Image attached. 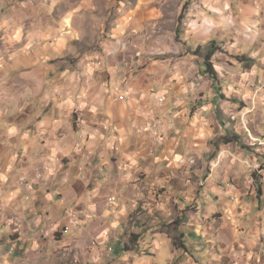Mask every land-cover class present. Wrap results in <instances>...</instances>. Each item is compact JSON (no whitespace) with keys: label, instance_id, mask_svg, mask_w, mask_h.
<instances>
[{"label":"crops","instance_id":"crops-1","mask_svg":"<svg viewBox=\"0 0 264 264\" xmlns=\"http://www.w3.org/2000/svg\"><path fill=\"white\" fill-rule=\"evenodd\" d=\"M187 1L172 0L177 13L167 34L163 0H136V10L120 17L97 52L73 44L70 17L47 31L37 22L30 31L27 15L8 23L0 49V257L8 264L39 259L53 246L70 248L84 263L102 260L100 252L126 233L142 203L169 214L172 200L179 204L195 188L201 201L206 195L218 200L219 170L211 174L182 161L188 130L219 131L220 110L238 117L262 146L254 151L264 152V49L256 30L247 44L233 35L214 55L217 87L196 52L211 42L225 45L229 37L181 47L176 30ZM202 6L194 0L187 14L194 20ZM234 7L250 27L255 23V0H235ZM159 39L170 47L158 48ZM215 131L211 139L195 140L205 148L200 157L192 153L198 163L208 164ZM254 154L245 156L252 162ZM112 197L119 209L109 207ZM143 240L138 251L125 252V262L170 264L179 255L167 236Z\"/></svg>","mask_w":264,"mask_h":264},{"label":"rangeland","instance_id":"rangeland-1","mask_svg":"<svg viewBox=\"0 0 264 264\" xmlns=\"http://www.w3.org/2000/svg\"><path fill=\"white\" fill-rule=\"evenodd\" d=\"M135 6L136 0H0V49L6 42L4 38L8 23L16 21L17 16L27 15V27L30 31L36 26L34 22L45 31L51 27L61 28L62 21L70 17V26L76 34L73 44L79 50L97 52L111 38L110 35L117 28L120 17L131 15V12L136 10ZM160 6H163L164 12L163 33H167L173 27L172 21L177 9L173 7L172 0H163ZM182 12L183 8L181 15ZM177 24L176 32L179 34L182 22L178 19ZM162 39L158 41V48L167 50L170 47L168 39ZM213 43L214 48L224 52V44L211 42L206 46L207 51H199L200 57L207 55ZM213 61L215 64L214 57ZM219 112L220 118L218 117L214 127L218 125L217 129H222L223 135L215 136L212 142H209L210 147L215 150H208L206 159H209V162L205 167L211 174L214 170H219L216 178L222 181V194L218 196V200L206 195V200L201 201L197 198L195 188L193 195L186 197L182 194L184 198L179 204L172 200L175 206L169 209V214L155 208L149 210L146 203H142L131 215L126 233L112 237L103 250L105 254L100 252L102 260L84 263L83 259L76 258L77 253H73L70 248L53 246L45 249L39 259H23L22 264H130L123 259L125 252L138 251L141 240L160 235L167 236L179 247L176 249L179 255L170 264H264V177L260 175L264 171V152L254 151L258 149L254 145H261L251 136L249 143L243 142L242 137L246 133L238 117L233 120L225 115L223 110ZM230 141L232 143L227 144ZM221 142L223 147L220 146ZM221 152L232 155L241 153L244 157L247 153H255L253 159L259 164V168L234 179L225 163L230 157H221ZM213 161H218L215 167L211 164ZM208 173L206 181L210 176ZM221 173L223 175H220ZM247 179H250L251 183H247ZM195 185L197 187L198 184ZM199 187L198 191L202 193L204 188L201 184ZM219 202L218 209L212 210ZM197 231L200 234H197ZM96 245V242L92 243L91 249H95ZM110 249L113 254L107 256L105 251ZM203 253L208 257L207 260L201 257ZM183 257H188L189 263H185Z\"/></svg>","mask_w":264,"mask_h":264},{"label":"clouds","instance_id":"clouds-1","mask_svg":"<svg viewBox=\"0 0 264 264\" xmlns=\"http://www.w3.org/2000/svg\"><path fill=\"white\" fill-rule=\"evenodd\" d=\"M203 5L196 12L195 18L193 20L192 16H189L187 13L185 15V20L182 21V26L180 28V33L178 36V42L181 47L188 49L194 48L197 44L207 45L208 42L212 39H217L219 41L220 36H228V40L225 42V48L227 49L228 44L230 43L231 38H236L238 41H242L247 44L249 39L252 38L253 30L255 29V35L259 39L257 40V46L261 49H264V15L261 13L264 12V0H255L256 7L253 10V14L256 17L255 23L249 26V24L241 20L240 13L234 7L235 0H199ZM192 21V23H190ZM193 24L195 26H193ZM204 51H207L205 47ZM195 99V97H193ZM261 103L264 104V96L260 97ZM198 115L201 113L198 112ZM204 117L201 115V120L203 121ZM189 124H192V121H188ZM171 127V125H169ZM216 128H219L216 125ZM191 133L190 137V147L185 151V159L183 163L189 165H195L197 168L207 167V162L205 159H200L199 163L197 159H193L192 153H195L196 157H200L201 153L205 151L203 145L197 146L195 140L201 139L204 140L205 137L211 139L213 136V130H209L204 135L201 133L203 129H189ZM246 135L242 137L244 143L250 142V133H247V130L244 129ZM215 135H223V130L215 131ZM264 143V141H262ZM223 147V143L220 144ZM199 149V150H197ZM215 150V149H211ZM221 157H230L226 160L227 169L233 174L234 179H239L240 176L246 175L253 169L259 168V164L255 162V159L249 163V159L244 157L243 154L237 153L232 155L231 153H220ZM264 162V161H262ZM218 161H213V167L216 166ZM201 170H203L201 168ZM264 177V171L260 173ZM247 183H251L250 179H247ZM235 192V190H232ZM0 264H8L6 257H0Z\"/></svg>","mask_w":264,"mask_h":264},{"label":"trees","instance_id":"trees-1","mask_svg":"<svg viewBox=\"0 0 264 264\" xmlns=\"http://www.w3.org/2000/svg\"><path fill=\"white\" fill-rule=\"evenodd\" d=\"M191 2L192 0H190L189 2H187L184 7H183V12H182V15L181 17L179 18V22L181 23L182 21H184L185 19V15L186 13H188V10L190 8V5H191ZM179 36V34H177ZM178 38V37H177ZM215 43H213V47L210 49V51L207 53V55L204 57V60H205V67H206V70H205V75H207L209 78H211L213 80V82L215 83V85L217 87H220V84H221V79L219 77V74L214 66V61H213V57L214 55L220 51L221 49H217V48H214ZM200 50V49H199ZM199 50L196 52V54L199 56L200 55V52ZM232 142L230 141L229 143L227 144H231ZM175 248L178 249L179 247L176 245V242H175ZM184 250L186 251V247H183Z\"/></svg>","mask_w":264,"mask_h":264},{"label":"built area","instance_id":"built-area-1","mask_svg":"<svg viewBox=\"0 0 264 264\" xmlns=\"http://www.w3.org/2000/svg\"><path fill=\"white\" fill-rule=\"evenodd\" d=\"M1 123H2V111L0 110V127H1ZM109 205H110L109 207L111 209H119L121 207L120 202H119L117 197H112L109 200ZM82 216L86 217V214H83ZM41 232H42V234H44L45 231L42 230Z\"/></svg>","mask_w":264,"mask_h":264}]
</instances>
